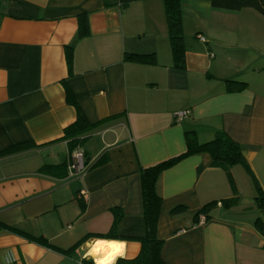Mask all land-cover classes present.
I'll return each mask as SVG.
<instances>
[{
	"label": "crops",
	"instance_id": "1",
	"mask_svg": "<svg viewBox=\"0 0 264 264\" xmlns=\"http://www.w3.org/2000/svg\"><path fill=\"white\" fill-rule=\"evenodd\" d=\"M179 11L182 67L162 0H0V223L23 233L0 229V264H81L97 239L126 241L120 259L135 258L145 236L141 170L183 154L187 132L200 144L224 132L244 162L230 170L235 189L205 153L161 172L162 260L264 264L254 201L264 194V17L207 0H180ZM226 81L245 87L231 92ZM178 111L188 113L176 120ZM78 114L88 129L72 147L64 129ZM75 149L79 173L69 170Z\"/></svg>",
	"mask_w": 264,
	"mask_h": 264
},
{
	"label": "trees",
	"instance_id": "2",
	"mask_svg": "<svg viewBox=\"0 0 264 264\" xmlns=\"http://www.w3.org/2000/svg\"><path fill=\"white\" fill-rule=\"evenodd\" d=\"M120 5L123 7L130 3L143 1V0H118ZM164 4V11L167 21V30L169 36V43L171 52L174 57V61L178 67H182V33L180 28V11L179 1L180 0H162ZM211 7L216 10L238 12L243 9H253L264 17V0H207ZM87 33V23L85 19H80V28L78 31L79 36H84ZM142 65H151L154 62L153 56L151 55H129L126 57ZM228 91H240L245 85L236 81H226ZM88 125L83 117L78 114L74 123L70 124L64 129V139H67L72 147L76 146L81 140L82 135L86 133ZM185 152L175 158L164 161L152 167H148L141 170L140 181H141V196H142V208L143 218L145 224V236L138 240L140 244V251L138 255L129 260L118 258L116 264H166L161 258V248L163 241L157 237V226L161 208V198L156 193V183L163 170L172 166L174 163L179 161L181 158L195 154L205 153L210 157V166L219 168L226 173L230 185L235 189L234 181L231 176L230 170L232 166L238 163H243L244 158L242 156V149L240 145L235 143L230 137L224 132H217L214 138L207 143L200 144L195 135L192 132L185 134ZM254 201L262 212H264V194L260 192V195L254 198ZM237 202V197L222 201L225 207L233 205ZM213 204H216L213 203ZM207 205L200 212L196 214V218L203 214L205 220L209 217L206 211L209 209ZM116 217L112 229L117 222ZM0 229L9 230L12 232H19L17 229L8 227L0 223ZM19 234H23L19 232ZM91 235H87L81 241L84 242ZM92 238H102L104 235L94 234ZM30 241H36L39 243H45L42 238H33L26 236ZM65 252V251H64ZM81 264H93L91 258L84 259Z\"/></svg>",
	"mask_w": 264,
	"mask_h": 264
},
{
	"label": "clouds",
	"instance_id": "3",
	"mask_svg": "<svg viewBox=\"0 0 264 264\" xmlns=\"http://www.w3.org/2000/svg\"><path fill=\"white\" fill-rule=\"evenodd\" d=\"M89 252L82 259L92 256L93 264H116L118 258H125L127 242L122 240H95L86 242Z\"/></svg>",
	"mask_w": 264,
	"mask_h": 264
},
{
	"label": "built area",
	"instance_id": "4",
	"mask_svg": "<svg viewBox=\"0 0 264 264\" xmlns=\"http://www.w3.org/2000/svg\"><path fill=\"white\" fill-rule=\"evenodd\" d=\"M200 40L203 41V38L200 37ZM187 111H178L176 113L173 114V118L176 120H179L180 118L184 117L185 115H187ZM69 170L71 172H81L83 170V154L82 152L79 151V149H75L72 152L71 155V162L69 164ZM83 193V192H82ZM217 206H221V202H217L216 203ZM205 217L203 215L198 217V222L197 224L202 225L205 222Z\"/></svg>",
	"mask_w": 264,
	"mask_h": 264
}]
</instances>
